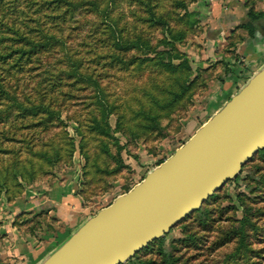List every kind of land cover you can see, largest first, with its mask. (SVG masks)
Instances as JSON below:
<instances>
[{
    "label": "rangeland",
    "instance_id": "374dc122",
    "mask_svg": "<svg viewBox=\"0 0 264 264\" xmlns=\"http://www.w3.org/2000/svg\"><path fill=\"white\" fill-rule=\"evenodd\" d=\"M46 1L2 0L0 4V149L4 150L0 167L9 168L35 151L36 167L48 169L41 154H53L52 144L61 147L65 156L48 170L42 169L32 182L19 177L21 188L7 180L11 187L0 188V199H15L25 185L35 181H54L56 172L71 174L66 178L74 181L76 194L93 215L139 183L191 137L189 124L199 115L210 81L221 77L220 67L225 66L227 73L234 66L226 60L224 65L211 61L204 52L202 38L210 29L190 9L195 0L190 1L188 9L195 15L177 22L187 32L180 49L191 61L192 77L199 69L202 72L188 91L191 95L168 113L162 106L174 90L170 88L167 96L165 88L178 85L166 78L156 62L133 65L136 50L117 48L108 29L111 22L115 29L125 27V35H131L134 27L151 29L150 23L140 18L146 16V7L139 0H72V4L63 5L59 0ZM159 4V12L172 6L168 0ZM155 33L158 37V30ZM18 34L25 38L20 45L14 41ZM75 60L77 70L72 65ZM51 78L62 79V85L49 87ZM102 93L115 106L107 123L126 144L121 155L118 144L93 128L94 118L101 116L98 101ZM41 100L48 101L59 118L41 113L35 107ZM147 109L164 111L163 129L144 130L146 120L141 112ZM106 144L111 154L104 151ZM94 161L100 168L95 174ZM88 170L90 185L85 182ZM139 258L145 264H264V150L167 232L163 242H154Z\"/></svg>",
    "mask_w": 264,
    "mask_h": 264
},
{
    "label": "water",
    "instance_id": "95a60500",
    "mask_svg": "<svg viewBox=\"0 0 264 264\" xmlns=\"http://www.w3.org/2000/svg\"><path fill=\"white\" fill-rule=\"evenodd\" d=\"M264 148V67L172 155L41 264H120L164 236Z\"/></svg>",
    "mask_w": 264,
    "mask_h": 264
},
{
    "label": "crops",
    "instance_id": "0c3cea01",
    "mask_svg": "<svg viewBox=\"0 0 264 264\" xmlns=\"http://www.w3.org/2000/svg\"><path fill=\"white\" fill-rule=\"evenodd\" d=\"M251 7L264 11V0H195L191 4L190 9L210 29L202 38L204 52L211 61L225 59L234 66L227 73L225 66L220 67L221 77L210 81L199 115L189 124L192 135L264 67V20L253 24L254 35L241 24L248 20ZM239 34L243 39L235 49L239 60L235 64L223 52L230 38ZM56 174L54 181L25 185L15 199H0V264H41L91 216L90 206L76 194L74 181L66 178L71 174ZM42 212L45 220L31 232L28 221Z\"/></svg>",
    "mask_w": 264,
    "mask_h": 264
},
{
    "label": "trees",
    "instance_id": "16d2710c",
    "mask_svg": "<svg viewBox=\"0 0 264 264\" xmlns=\"http://www.w3.org/2000/svg\"><path fill=\"white\" fill-rule=\"evenodd\" d=\"M59 1L62 2L61 5H63L64 3L72 4V0H59ZM161 1L162 0H139V4H143L146 7V9L144 10L146 16L140 17V18L143 19L144 21H148L151 25V29L145 28V27L144 28L141 27L137 29L134 27L131 29L132 31L131 35L129 34L125 35L124 32L126 28L118 27L115 29L113 28L112 22H111V26H108V29H109V32L112 33L114 36V44L117 48L122 49L124 51L131 50V49L136 50L137 57H135L136 55L133 56L132 61H131L133 65L137 64V62H138V65L147 64L149 62H156L159 66V69L167 75L166 78L173 79L175 81V84L178 85L177 88H174V87L165 88L166 94H167V91L171 92L170 88L174 90L171 96H168L167 94L168 100L162 106L163 109H165V111H168L169 113L171 110H173L176 103L181 101L186 96L191 95V92L189 93L188 91L190 87H192L195 84V82L201 75L202 70L199 69V72L196 74V76L192 77L193 69L191 66V61L189 60L187 54L180 49V44L185 40L187 32L182 28L183 24H177V22L181 21L183 18H186V21H187L189 16L195 15L194 12L188 9V4L192 0H168L172 2V6L164 10L163 12H159L158 6L160 5L159 2ZM1 3H2V0H0V4ZM44 3H47V1L43 0V4ZM93 3L97 5L96 1H94ZM1 5H3V3ZM140 9L142 8H138V10ZM102 11L104 13V11H107V8L103 9ZM117 19L118 21L121 20V14L118 15ZM262 19L264 20V11L256 10L254 9V7H251L248 10V20L241 24H245V27L248 29L249 35H254L255 28L253 24H256L258 21ZM157 30L159 32L158 37H156V33H155ZM154 37L158 40L154 41L153 40ZM242 39L243 37H241V34L235 37L234 36L231 37L228 44L226 45L224 49V52H223L224 57H231L234 59V61H236L238 59V56L235 53V49H236L237 43L241 42ZM14 41H16V43L20 45L22 42L25 41V38L22 35L18 34V36L16 35ZM218 61L221 62V65L222 64L224 65L223 61H225V59L218 60ZM77 63H78V60H75L72 64L75 67V70L79 68L78 66L79 64ZM227 70H229V68ZM48 83H49L48 84L49 87L50 86L51 87L61 86L63 81L60 78L57 81L51 78ZM98 104L101 108V116L100 118H94L95 122H94L93 128L97 129L99 133L103 135L104 137L111 138L116 144H118L117 146L118 155H121L120 153L125 148L126 144L123 142H120L119 138L114 135V131L112 130L111 125L107 123L108 115L114 112L115 106L112 102L110 103L108 102L107 98L104 97L103 93H102V99L98 101ZM35 107H38V110H41V113L45 114L46 116H49L50 119L53 115H57L59 118V114L57 110H55L49 104L48 101L41 100L37 105H35ZM142 111L143 112H141V114L146 120L142 124V127L144 128L145 131L156 130L160 128L163 129V127H161L162 126L161 125V113L164 111L154 112L151 109L142 110ZM117 123H118L117 127H119V121H117ZM165 135L167 134H164L163 136ZM57 146L55 144L51 145L53 154L50 155L48 151L41 154V156L45 158V160L47 161L49 165L48 169L58 164L59 161L62 160V157L65 156V152L63 154L61 152V147L56 148ZM261 150H264V148L260 149L259 151ZM2 151L4 150H2L1 148L0 152ZM104 151L111 154L110 147L108 146V144L104 146ZM29 152H31V150ZM72 152H73V149L70 153L72 154ZM36 155H37V152L33 151V156H30L28 158L27 157L23 158L22 156V159L18 158L14 162L15 164L9 168L8 166L0 167V188L11 187L9 184H7V180L9 179H12L13 181H15L14 186H20V188L22 187V184H21V181H19V177H22V179L27 180L28 183L34 181L37 173H39L40 171L41 172L44 171L42 169H47L46 166L43 167L41 165L36 167V162H34ZM87 157L89 158V155H87ZM118 159H121V156H119ZM92 166L95 167V170L93 171L94 174L95 172L100 171V168L98 167L95 161L93 162ZM49 173H51V171ZM89 173H90L89 170L85 172V176H86L85 182H87L88 185L91 184L90 183L91 178H87L88 175H90ZM81 195L82 196L85 195V192H82ZM195 211H197V209ZM192 213H190L188 216H190ZM45 218H46V215L43 214V212L34 215L32 218H30V221H28V229L31 232H34L35 229H37V227H39L43 223ZM186 218H184L183 220H185ZM164 236L154 240L149 245H147L144 249L149 247L154 242H157V241L163 242ZM144 249L137 252L134 256L129 258L127 261L120 263V264H145L139 258V254ZM170 264H174L173 261H170Z\"/></svg>",
    "mask_w": 264,
    "mask_h": 264
}]
</instances>
